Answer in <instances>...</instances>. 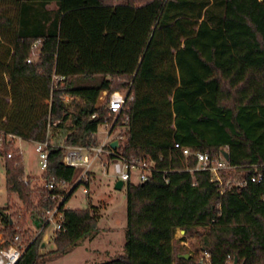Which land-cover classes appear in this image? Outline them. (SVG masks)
<instances>
[{
  "label": "trees",
  "instance_id": "obj_1",
  "mask_svg": "<svg viewBox=\"0 0 264 264\" xmlns=\"http://www.w3.org/2000/svg\"><path fill=\"white\" fill-rule=\"evenodd\" d=\"M114 92L126 96L116 117L106 109ZM66 96L78 100L73 111ZM105 122L121 130L119 154L150 158L159 172L125 185L124 252L99 264H264V177L250 182L264 163V0H0V131L44 142L55 124L68 131L63 146L90 147L100 144L95 133ZM175 144L211 157L226 149L234 169L223 181L240 174L247 185L221 193L209 172L185 171L196 160ZM13 147L0 148L6 190L39 233L18 232L24 215L15 223L6 205L0 235L4 246L23 247L17 264H43L45 213L57 201L44 188L34 201ZM64 153L48 149L43 182L77 178ZM77 187L60 206L55 258L97 232V207L64 208ZM177 230L200 245L188 259L180 258L190 253L174 240Z\"/></svg>",
  "mask_w": 264,
  "mask_h": 264
},
{
  "label": "built area",
  "instance_id": "obj_2",
  "mask_svg": "<svg viewBox=\"0 0 264 264\" xmlns=\"http://www.w3.org/2000/svg\"><path fill=\"white\" fill-rule=\"evenodd\" d=\"M40 41H36L32 47V56L27 62L30 63L31 60H35L38 56ZM34 58V59H33ZM55 81H60L62 78L54 77ZM125 93L122 92H114L108 98L107 104V112L109 116L116 117L123 110L125 103ZM67 98L76 99L71 96H66L62 99V102L65 104V100ZM92 119H96V116L93 115ZM55 126V124H53ZM52 126V127H53ZM101 126L104 127V139L98 140L100 144L98 146H84V147H65V153L63 156L62 163L66 167H70L73 169H79V174L77 178L69 184L66 183H56L51 181L49 183H45L42 188L46 189L49 193L51 200H56L57 204L52 210H48L45 213V225H47V230L51 228L52 237L49 232L46 230L44 234H48L49 241H52L54 238V234L58 231L62 230V221H63V212L60 210V206L62 205L64 198L69 195L75 186H82L83 193L88 194V187L90 182V174L93 172L96 162L99 161V158L105 159L104 162H101L100 167L103 170V175H107L106 167L111 166L113 177L117 181H122L124 187L127 183H132L131 178L133 173H137V183L134 185L141 184L147 181L153 173L159 172L156 169L155 161L150 158L138 160L135 158H126L117 152V149L120 147L119 135L121 130L114 129L113 124L104 123ZM47 131V138L44 142H31L35 145V152L38 154L39 165L42 173L47 168L48 163V149L50 147H54L51 143V137L49 136V129ZM100 127V126H99ZM96 137L98 136V131L95 133ZM118 141L119 147L117 149H112L110 144L113 141ZM23 140L11 135L5 134L0 131V148L3 144H12L22 142ZM174 148L181 151L184 158L187 160L189 158H194L196 160V166L194 169H186L192 173L193 171H203L209 172L212 181L216 182L218 187L221 189V193L224 192H232L235 189L243 188L247 185V181L240 174L235 175L238 180L234 177L228 178L226 181H223V173H229L234 169V167L230 166L228 161H226L223 157L222 150L216 156L211 157L207 153L201 152H192L188 148H181L178 144L174 145ZM21 153V152H20ZM22 154V153H21ZM12 157V153H8L6 155V159H10ZM161 160V159H160ZM258 166L264 167V163L260 165L254 166L255 171L253 175L250 177L251 183L260 182L264 174L257 170ZM170 171H162L161 173L165 175ZM3 178L6 183V167H5V158L0 156V179ZM167 182L166 179H164ZM24 184H28V180L24 177ZM133 184V183H132ZM65 208V206H64ZM14 221V220H12ZM39 232L36 233V235ZM43 234V236H44ZM23 252V247L20 245L10 244L8 246H4L2 236L0 235V264H17ZM205 259H207V255L203 253Z\"/></svg>",
  "mask_w": 264,
  "mask_h": 264
},
{
  "label": "rangeland",
  "instance_id": "obj_3",
  "mask_svg": "<svg viewBox=\"0 0 264 264\" xmlns=\"http://www.w3.org/2000/svg\"><path fill=\"white\" fill-rule=\"evenodd\" d=\"M34 59V58H33ZM106 93H101L98 105L104 103L107 98ZM65 100V105L68 111H73L75 104L78 102L77 99L67 98ZM105 129L103 126L98 128V140L104 139ZM68 131L66 129H56L50 127L49 136L51 137V143L54 147L63 146L64 139ZM13 151L18 150L22 156V161L24 163V176L27 178L30 186L32 187V194L34 201L38 200L39 190L43 187L44 182L41 179L42 171L39 165L38 154L35 152V145L31 142L22 141L15 143ZM105 159L99 158L100 163L97 161L93 172L90 174V182L88 187V194H84L82 186L77 187L75 192L72 194L69 201L66 203L65 207L70 210H83L88 207V205L96 204L98 209H102V215H100L98 228L97 229H112L117 238L122 237V241L125 242L124 231L126 228V196L125 188L121 191H116L114 189V184L116 180L113 177L112 167L107 166L106 176L103 175V170L100 167L101 162ZM234 177V176H233ZM236 180V176L234 177ZM131 182L133 184L137 183V173L132 174ZM8 205L9 213L12 215L14 222L16 223V218L20 215H24L23 204L17 199L15 195H8L6 190V183L3 178L0 179V209H3ZM22 220V219H21ZM19 227L16 226L18 232L27 233V238L34 237L36 235V230L34 229L29 215H24V222L21 223ZM123 229V230H121ZM52 237V230L49 228L47 230ZM122 235V236H121ZM184 234L181 232H176L174 239L180 243L181 246L186 247L190 254L194 255L196 251L200 248V245L194 238L189 236L185 237L182 241ZM87 248V250H86ZM54 250L53 241H50L48 247L45 248V255L43 258V264H99L106 261H110L118 257L115 255L105 259L102 254L93 253L88 250V245L86 243H81L78 247L73 249L70 253L65 256L55 258L51 255ZM205 261L203 253L200 255ZM203 262V261H202ZM230 264H233L232 262Z\"/></svg>",
  "mask_w": 264,
  "mask_h": 264
},
{
  "label": "crops",
  "instance_id": "obj_4",
  "mask_svg": "<svg viewBox=\"0 0 264 264\" xmlns=\"http://www.w3.org/2000/svg\"><path fill=\"white\" fill-rule=\"evenodd\" d=\"M48 9H54V6L53 5L49 6ZM92 205L98 208V205L96 204H92ZM65 209L67 208L65 207ZM102 210L103 208L98 209L99 215H102ZM111 230L112 229H97V232H95L93 235H91L89 238H87L81 243H86L88 245L89 251L97 254H102V257L105 259H108L109 257H113L115 255L121 256L123 255L124 252L123 246L125 242L122 241V237L117 238V236H115V233ZM176 232H181V231L177 230ZM123 233L125 235V231Z\"/></svg>",
  "mask_w": 264,
  "mask_h": 264
},
{
  "label": "water",
  "instance_id": "obj_5",
  "mask_svg": "<svg viewBox=\"0 0 264 264\" xmlns=\"http://www.w3.org/2000/svg\"><path fill=\"white\" fill-rule=\"evenodd\" d=\"M110 147L112 149H117L119 147L118 145V141H113L111 144H110ZM222 154H223V157L226 161H228V152L227 151H222ZM124 188V184L122 181H117L114 185V189L116 191H121L122 189ZM181 233L184 234V231H181ZM49 244V238H48V234H44L43 238H42V241H41V244H40V252L41 254H46L45 253V248L48 246ZM180 258L182 259H188L189 258V255H182L180 256ZM233 264H238V261H237V258H234V261H233Z\"/></svg>",
  "mask_w": 264,
  "mask_h": 264
}]
</instances>
